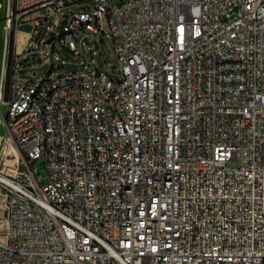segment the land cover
I'll return each instance as SVG.
<instances>
[{
  "label": "built area",
  "instance_id": "built-area-1",
  "mask_svg": "<svg viewBox=\"0 0 264 264\" xmlns=\"http://www.w3.org/2000/svg\"><path fill=\"white\" fill-rule=\"evenodd\" d=\"M74 3L58 43L92 9L120 81L11 84L19 20ZM0 32V264H264V0H3Z\"/></svg>",
  "mask_w": 264,
  "mask_h": 264
},
{
  "label": "rangeland",
  "instance_id": "rangeland-1",
  "mask_svg": "<svg viewBox=\"0 0 264 264\" xmlns=\"http://www.w3.org/2000/svg\"><path fill=\"white\" fill-rule=\"evenodd\" d=\"M82 4L74 3L59 8L46 6L28 12L14 29L12 35V50L9 68L12 74L9 77L11 84L38 83L53 78L55 75H66L87 68V65L100 70L110 81H120L118 62L112 41L109 38L108 27L105 20L93 14L90 10L92 26L99 27L98 33L91 35L85 33L78 43V55L74 56L56 39L57 29L62 17L68 10L76 11ZM98 18V20H96ZM40 20L38 28L32 22ZM53 40L44 45L50 35ZM0 135H3L0 129ZM7 143H0V153L3 157L9 153ZM36 169L42 173L41 162L35 163ZM0 201L2 194L0 193ZM1 214V210H0Z\"/></svg>",
  "mask_w": 264,
  "mask_h": 264
},
{
  "label": "water",
  "instance_id": "water-1",
  "mask_svg": "<svg viewBox=\"0 0 264 264\" xmlns=\"http://www.w3.org/2000/svg\"><path fill=\"white\" fill-rule=\"evenodd\" d=\"M0 3H1V7H0V18H1V15H2L3 0H0ZM0 34H1V32H0ZM52 40H53V37H52V35H50V37H49L47 40H45L43 44H44V45H48V44H50V43L52 42ZM0 43H1V40H0Z\"/></svg>",
  "mask_w": 264,
  "mask_h": 264
}]
</instances>
